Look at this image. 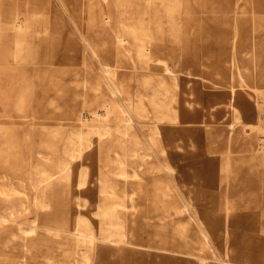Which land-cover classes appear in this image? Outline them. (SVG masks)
<instances>
[{
    "label": "bare ground",
    "instance_id": "1",
    "mask_svg": "<svg viewBox=\"0 0 264 264\" xmlns=\"http://www.w3.org/2000/svg\"><path fill=\"white\" fill-rule=\"evenodd\" d=\"M21 1L13 0L2 8L10 12L13 30L8 34L0 24V44L8 40L12 46L3 58L9 55L12 63L30 71L26 60L37 58L36 47L53 45L43 55L50 70L56 61L72 64L81 50L89 54V70L97 69V77L88 76L84 68L81 73L74 67L67 71L65 89L69 100L77 102L70 115L82 127L64 140L58 129L45 124L36 127L29 123L21 128L26 112L19 117L22 122L11 120L13 129L0 122V134L5 136L0 139V264H260L240 250L231 252L229 223L223 225V245L217 247L219 227L213 216L197 209L190 194H182L187 185L177 184L175 175L183 168L192 178L189 182L208 181L191 159L206 142L207 154L215 163L222 161L226 172L224 219L229 215V194H237L240 186L253 189L257 185L253 177L245 175L246 179L236 173L246 162L264 164V111L256 84L257 50L264 45V17L256 12L263 10L262 2L56 0L64 12L70 6L79 14L83 28L78 33L72 28L66 35L69 44L78 37L82 45L59 47L64 29L59 22L63 20H55L51 28L42 22L34 24L30 11L37 17L45 15L39 10L47 8V2ZM135 1L138 12L133 15L129 8ZM20 5L26 11L22 16ZM196 6H202L201 10ZM186 9L206 13V30L213 27L208 19L214 15L208 14H223L230 26L222 28L231 34L222 38L226 36L222 31L224 35L215 43L227 42L231 51L241 47L242 56L252 60L251 67L245 66L232 51L224 58L226 72L215 61L216 83H202L200 88L228 89L227 98L218 103L213 101L219 98L217 93L211 90L197 99L187 96L183 107L178 105L180 76L173 67L183 63L179 56L172 62L162 55L165 50L195 46L197 40L189 39L194 26L183 28L185 25L175 23L174 15ZM67 17L75 28L73 19ZM163 22L169 23L168 29L161 26ZM169 38L170 44L166 42ZM5 60L7 64L8 58ZM127 60L132 73L138 69L136 63L148 70L154 63L163 72L127 77L120 72ZM180 72L189 78L187 69ZM130 80L137 84L135 92L130 90ZM52 86L57 94L44 93L43 106L51 116L64 114L60 102L64 89L55 82ZM101 91L107 92L102 99ZM90 95L94 97L88 98ZM208 99L209 108L204 103ZM218 104L229 117L225 127L214 114ZM187 122L190 124L184 125ZM172 149L178 150V161H185L179 167L170 163ZM98 161L105 174L97 173L94 165ZM72 179L75 191L68 201L60 185ZM95 193L98 200L90 210L86 198ZM178 258L184 263L172 262Z\"/></svg>",
    "mask_w": 264,
    "mask_h": 264
},
{
    "label": "rangeland",
    "instance_id": "2",
    "mask_svg": "<svg viewBox=\"0 0 264 264\" xmlns=\"http://www.w3.org/2000/svg\"><path fill=\"white\" fill-rule=\"evenodd\" d=\"M13 0H0V24L2 28H7L8 34L13 32V30L10 29L11 26V15L10 12L7 10V12H4L2 9L3 6L6 5L8 2H12ZM21 1V0H20ZM23 1V0H22ZM21 1V2H22ZM47 2V8L40 9L39 11H42L45 13V15H39L37 17V14H33L30 11V15L32 16L31 19L34 24H38V22L44 23L46 26L51 28L53 25H55V20H63V22H59L63 26V32L60 38L59 43L57 46L59 47H71L72 45L74 47H78L82 45V42H80L79 38L76 37L72 40V42L69 44L67 40V31L74 29L75 32L82 31L83 28L81 26V21L79 20V14H74L71 10V7L68 6L66 8V12H64L56 3V0H44ZM262 2V6L264 7V0H259ZM21 6V5H20ZM20 13H22L20 16L25 14L26 12L21 6ZM201 7L196 6L197 9L201 10ZM262 7V8H263ZM130 12L134 15L138 12L137 2H132V7L129 8ZM220 10V9H219ZM246 10V8H245ZM62 11V12H61ZM35 12H38L35 11ZM187 12V14L185 13ZM192 13V14H191ZM188 12V9L186 11L175 14V23L177 24H183L185 25L183 28H189V26H194V29L189 31V39L190 41L197 42L194 45L189 46L185 49H177V51H170L165 50L163 53V57L167 58L168 60L174 62L175 57L179 56L182 60V63H175L174 70L175 73L179 74V87H178V94L177 97L179 98L178 105L183 107V99H185L187 96L192 97L193 99H197L198 97H201L205 94L206 91L214 90L218 97L217 100L214 99L216 103L227 98L228 96V89L224 87H219L216 89L209 88H200V84H209L210 82L216 83L215 78V71L218 70L215 68L219 66H222L225 72L228 69L227 63H224V58L227 57L232 51L236 52V55L239 56L242 59V64L248 67H251L252 60L249 59V57L242 56L241 47L234 46L235 49L231 51L230 44L227 42L223 43H215V40L218 41L220 37H222L221 32L225 31L226 36L222 38H227L230 36L231 31L226 30L225 28H222L223 25L230 26L228 22H225L223 14L221 13H210L208 15H214L210 16L212 19H208L209 23L213 25L211 29H204L203 23V12L199 13L197 12ZM257 16L264 17V8L263 10H259L256 12ZM73 19L75 23V28L72 24V21L68 19ZM167 18V17H166ZM162 20H165V17L162 18ZM161 26H163L165 29L169 28V23H161ZM170 31H165V35H169ZM78 33V32H77ZM264 34V33H263ZM264 40V36H261ZM112 41H108L110 43ZM168 44L172 43L170 41V38L166 41ZM98 44L100 41H96ZM205 44L207 46L205 47ZM53 45L49 44H39L36 48L38 50L37 58L35 60H32L29 62V60H26V65H29L31 68L30 71L26 70L29 81L33 86H31V96H32V104L29 110L26 111L27 116L24 118V122L20 127L25 128L29 123L35 125L36 127L39 126V124H45L47 128H54L58 129L60 133L58 134L59 138L62 140L66 139L67 137H70L73 135L74 131L81 128L82 125L79 124L78 120L75 119L70 115V113L73 111V108L77 105V102H71L68 98V93L65 89L66 86V75L67 71L72 69L73 67L77 69L79 72L84 68L86 70V73L88 76H91L93 79L97 77V69L94 70V72L89 70V63L91 60L89 59V54L86 52H81L79 50V54L77 55V58H75L72 61V64L67 62H58L56 61L55 65H51V69L49 70V66L46 67L47 63L44 61L43 58L44 52L47 51L48 47H52ZM55 46V45H54ZM11 44L10 41L6 40V42H3L0 44V64H4L6 61L5 59L8 58L9 62L10 57L9 55L5 56L7 53V50H11ZM104 54V53H102ZM257 60H256V70L259 72V77L256 82L258 93L260 94L261 101L259 104H261V109L264 111V45L260 46L257 50ZM102 57H105V55ZM109 60L110 62H113L112 54H109ZM218 61V64H215V61ZM203 62L206 64V66L203 65ZM14 64V63H13ZM137 64V71L132 73L131 71V64L127 60L124 63V67L121 69L120 72H123L124 75L131 76L132 74L138 75L140 77L147 76L149 73L152 75L154 74H160L162 71L161 66H158L157 64H152L151 69H145L140 66V63ZM16 65V64H15ZM88 65V67H87ZM18 66V65H17ZM187 69L190 73L189 78L185 76V74L179 73V69ZM81 73V72H80ZM26 74V73H25ZM197 76V77H196ZM248 83L251 85L253 84V78L248 77ZM189 80L187 82L186 80ZM53 82L57 84V86L63 87L64 91L63 94L60 96V102L64 105L62 113L64 114H57L51 116V114H48V110L43 106L45 104V94L44 93H50L51 95L57 94V91L55 92L54 89L51 88ZM130 90L135 92L136 90V82L133 80L129 81ZM234 86L237 85V82L233 84ZM54 86V85H53ZM52 86V87H53ZM189 87V90H191V95H188L187 88ZM54 88V87H53ZM100 93L101 99L105 96H107V92L101 91ZM92 94V93H90ZM99 95V94H97ZM242 96L241 99H244L243 94H238L237 97ZM94 96L90 95L88 98H92ZM100 99V98H99ZM259 99V98H258ZM260 100V99H259ZM40 103V104H37ZM42 103V104H41ZM205 105L209 108L208 104L211 103V100H204ZM194 104V103H192ZM241 103H238L240 106ZM41 105V106H40ZM254 106V105H253ZM214 114L216 118L218 119V122L222 121L224 122L221 124V127H225L226 123L228 122L229 117L225 116L226 110L223 108L221 104H218V106H215ZM21 116V115H20ZM20 116L3 120L0 119L1 123H4L6 127L9 126V123L11 120L15 122H20L21 118ZM21 119V120H20ZM22 122V121H21ZM111 125L115 126L114 121L109 122ZM190 123H185L184 125H189ZM8 129H13V127H8ZM2 133V132H1ZM4 134H0V139ZM207 150V143L203 142L199 148H197L192 153V160L193 164L196 166L197 171L202 175L204 181L202 183H195V182H189L192 181L191 177H188L182 169H178L175 175V181L177 184H186V188L182 190V194L184 195H191L193 198L194 204L197 209L203 211V214H210L212 215V219L216 224L218 225L219 229H216V239L215 242L217 244V247H222L224 236L222 235V228L223 225L226 223H229L230 225V232L231 236L229 237V243H230V249L231 252H235L234 250H240L243 253L250 256L252 262L254 263H260L264 264V231L261 230L262 227H264V197L261 195L263 194L262 191H264V164L258 163V160H253L250 162H246L244 164H240V169L237 168V173L240 176L248 175V177H253V181L257 183V185L254 184L253 189H249L248 187L240 186L237 189V194H229V215L227 218L224 219L223 217V209L225 208V205L223 203V192L225 191V170H223V163L221 161L218 163L213 162L212 155L209 156L206 152ZM170 163L176 164L179 167V163H184L185 161H178V150L172 149L168 153ZM97 169V173L105 174V170L103 168V165L100 161L94 165ZM181 168V167H180ZM99 170V171H98ZM76 170L72 172L73 178L75 177ZM247 179V178H246ZM252 179V178H251ZM62 183V182H61ZM189 183V184H188ZM75 180L72 179L71 182L68 183H62L60 185V188H62L63 191H66L67 197L65 200L69 201V196L74 194V188ZM91 185V184H90ZM86 206L90 210H93L94 202L95 200H98V197L96 196V193L90 197H87ZM71 201V200H70ZM142 212V208L138 213ZM144 212V211H143ZM92 213V212H91ZM232 253V254H233ZM176 263H184L180 258L175 259ZM113 264V263H112ZM186 264V263H185Z\"/></svg>",
    "mask_w": 264,
    "mask_h": 264
},
{
    "label": "crops",
    "instance_id": "3",
    "mask_svg": "<svg viewBox=\"0 0 264 264\" xmlns=\"http://www.w3.org/2000/svg\"><path fill=\"white\" fill-rule=\"evenodd\" d=\"M22 67L0 64V119L16 118L31 107L33 84L26 76L27 69Z\"/></svg>",
    "mask_w": 264,
    "mask_h": 264
}]
</instances>
